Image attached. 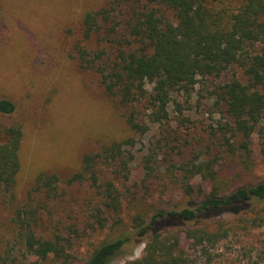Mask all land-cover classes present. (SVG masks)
Masks as SVG:
<instances>
[{
    "label": "trees",
    "instance_id": "obj_1",
    "mask_svg": "<svg viewBox=\"0 0 264 264\" xmlns=\"http://www.w3.org/2000/svg\"><path fill=\"white\" fill-rule=\"evenodd\" d=\"M1 29L0 5V33ZM94 38L91 47L88 42ZM83 39L76 45L80 67L99 75L135 135L149 134L157 127L161 134L171 133L180 140L182 127L188 130L194 121L185 114L190 108L175 96L182 94L190 102L198 83L207 86L208 79L240 68L242 76L219 81L201 94L222 114L209 128L218 139L217 152L210 155V148L192 149L191 156L165 169L171 177L178 171L173 182L188 199L182 207L160 206L152 214L139 211L130 225L134 233L128 227L80 257L74 240L59 226L43 227L44 210L60 195L61 177L39 172L29 201L13 210L14 238L0 252V264H108L130 244L142 241L140 258L124 264H212L211 248L231 232L264 227V180L234 185L239 174L228 175V165L250 167L253 135H264V0H110L84 13ZM15 108L12 100L0 98V115ZM23 135L21 123L0 128L2 201L14 202L17 197ZM160 141L157 147L161 148ZM184 142L190 144L187 138ZM135 146L134 135L104 144L85 154L81 169L67 179L72 184L88 178L98 189L101 202L89 226L94 231L111 220L112 227L124 224L119 216L125 198L122 189L130 178ZM157 147L144 155V182L157 176ZM172 148L182 155L179 143ZM261 151L264 158V141ZM227 155L233 164L225 160ZM104 174L108 178H102ZM73 232L80 236L79 229ZM242 264L259 263L250 258Z\"/></svg>",
    "mask_w": 264,
    "mask_h": 264
},
{
    "label": "rangeland",
    "instance_id": "obj_2",
    "mask_svg": "<svg viewBox=\"0 0 264 264\" xmlns=\"http://www.w3.org/2000/svg\"><path fill=\"white\" fill-rule=\"evenodd\" d=\"M108 1L0 0V98L10 99L16 106L13 113L0 115V128L21 123L24 129L17 197L14 202L7 198L2 201L0 197V252L14 238L13 210L29 201L39 172H53L61 177L60 195L50 200L48 209L44 210L43 227L50 226L49 230H54V225L59 226L64 235L74 240L75 253L80 257L87 255L100 241L113 238L128 227L133 232L130 225L139 211L146 209L152 214L160 206L165 209L182 207L188 199L173 182L178 171L171 177L165 169L171 170L173 161L179 159L181 162L183 157L191 156L192 149L207 151L210 148V155L217 152L218 139L209 134V128L222 118V114L216 105L205 103L201 94L212 90L219 81L242 76L241 69L234 67L221 78H210L207 86L198 83L190 102L182 94L175 96L183 106L190 108L185 114L192 115L194 121L191 131L186 130L187 126L182 127L180 140H174L171 133L161 134L157 127L149 134L135 135L123 116L122 107L105 90L99 75L81 68L77 57L76 45L83 39L84 13L101 8ZM95 44L96 38L88 42L91 47ZM171 110H175L173 105ZM164 127L170 130L169 126ZM129 135H134L136 146L130 178L122 189L125 198L119 216L124 224L112 227L111 220L105 228L94 231L89 226L93 222L91 214L101 202L98 189L88 178L72 184L67 179L81 169L85 154ZM186 138L190 140L188 145L184 142ZM159 141L161 148L157 147ZM263 141V134L253 135V163L249 168L245 169L240 162L239 166L228 165L229 176L239 174L234 185L264 180ZM178 143L182 155L173 151L172 146ZM154 147L158 152V161L154 163L157 176L144 182V155ZM226 158L233 164L231 155ZM107 176L104 174L102 178ZM204 185L211 187L208 183ZM39 197L41 195L36 194V198ZM86 228L88 233L83 235ZM73 229H79L80 236ZM141 245L143 241L130 244L108 264H124L133 259L137 251L141 256L144 249ZM210 252L212 264H242L250 258L264 264V227L233 231Z\"/></svg>",
    "mask_w": 264,
    "mask_h": 264
},
{
    "label": "clouds",
    "instance_id": "obj_3",
    "mask_svg": "<svg viewBox=\"0 0 264 264\" xmlns=\"http://www.w3.org/2000/svg\"><path fill=\"white\" fill-rule=\"evenodd\" d=\"M143 247H144V245H141V248H143ZM134 258H136V259L140 258V251H137V252L135 253Z\"/></svg>",
    "mask_w": 264,
    "mask_h": 264
}]
</instances>
